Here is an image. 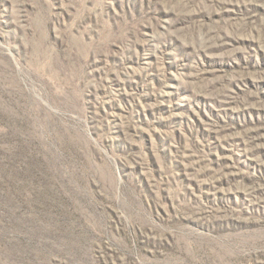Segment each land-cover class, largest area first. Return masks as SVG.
I'll use <instances>...</instances> for the list:
<instances>
[{"label":"rangeland","instance_id":"374dc122","mask_svg":"<svg viewBox=\"0 0 264 264\" xmlns=\"http://www.w3.org/2000/svg\"><path fill=\"white\" fill-rule=\"evenodd\" d=\"M0 264H264V0H0Z\"/></svg>","mask_w":264,"mask_h":264}]
</instances>
